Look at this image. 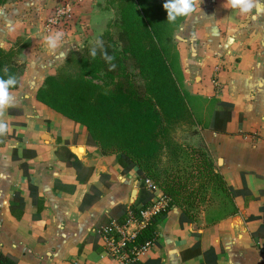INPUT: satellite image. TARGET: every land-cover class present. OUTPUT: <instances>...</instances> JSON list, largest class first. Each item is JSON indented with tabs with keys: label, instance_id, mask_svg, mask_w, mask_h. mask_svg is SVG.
I'll use <instances>...</instances> for the list:
<instances>
[{
	"label": "crops",
	"instance_id": "1",
	"mask_svg": "<svg viewBox=\"0 0 264 264\" xmlns=\"http://www.w3.org/2000/svg\"><path fill=\"white\" fill-rule=\"evenodd\" d=\"M224 2L200 0V10L184 19L173 41L189 98L193 102L215 98L232 105L234 118L226 133L199 127V142L226 186L240 191L245 185L249 195L233 198L236 214L213 227L202 212L179 228L180 209L173 206L141 263L156 258L161 264L200 262L201 254L182 258V252L198 241L201 253L215 250L218 264H264V231L258 234L264 228V11L240 15L224 8ZM53 3L14 0L0 7V48L8 50L23 37L30 41L29 50L39 53L26 63L18 88L11 91L15 103L0 117L9 124L7 133L0 135V253L18 264H117L100 253L96 231L116 216L117 207L130 206L137 180L132 173H123L117 155H102L98 147L87 146L83 127L35 100L53 61H62L58 52L48 54L43 44L48 34L41 22ZM81 14L76 20L86 23V30L99 28L91 13L88 22ZM65 25L59 30L65 34L68 54L78 48L80 39L73 37V25ZM42 55L52 63L44 62ZM10 110L20 114L9 115ZM190 143L198 145L195 137ZM67 153L81 169L66 165ZM20 164L26 165L29 181L45 203L40 214L27 198V178ZM16 192L25 197L20 220L9 213ZM84 200H92L90 206L82 208Z\"/></svg>",
	"mask_w": 264,
	"mask_h": 264
},
{
	"label": "trees",
	"instance_id": "2",
	"mask_svg": "<svg viewBox=\"0 0 264 264\" xmlns=\"http://www.w3.org/2000/svg\"><path fill=\"white\" fill-rule=\"evenodd\" d=\"M9 1L0 0V7ZM108 1L118 12L117 27L115 33H106L100 39L104 49L114 56L112 63L116 65L115 69L109 70L110 66L102 59L99 50L95 58L89 55V51L72 54L59 73L45 77L36 91L35 100L83 127L87 146L98 147L102 155H117L123 173H132L137 182H141L136 202L117 207L116 216L102 226L112 221L122 225L127 212L137 216L139 210L149 205L152 196L143 188L145 179L153 181L170 198L167 209L153 218L129 246H139L151 240L173 206L180 209L177 218L179 228L192 223L196 219L194 199L185 190L189 184L192 185L193 179L199 177L215 182L216 206L210 210L212 214L208 210L202 211L206 224L213 227L236 214L233 198L248 196L249 192L245 185L240 191L226 186L206 151L183 146L175 142L171 134L177 126L191 125L195 102L205 103V109L210 113L206 125L199 121L198 125L202 129L225 134L226 125L234 118L232 105L215 98L193 102L184 91L173 33L185 18L175 23L167 22L166 11L162 7L164 0ZM10 49L0 48V77L15 76L17 84L11 89L14 91L19 86L24 65L13 61L14 54ZM134 71L144 77V84L135 82ZM92 80H100L103 86ZM8 114L20 113L10 110ZM164 152L166 162L161 164ZM12 158L16 160L15 153ZM65 162L75 170L81 169L80 163L70 153H67ZM19 169L27 178V198L36 214H40L45 203L40 200L36 186L30 183L26 165L20 164ZM89 175L90 171L85 181ZM92 200H84L82 208L90 206ZM24 204L25 197L16 192L13 204L9 206L14 219L20 220ZM263 231L264 228H260L258 234ZM94 248L97 249L96 242ZM200 254L202 261L194 264H218L215 250L201 253L198 241L182 252V258H195ZM0 264L18 263L0 253ZM133 264H161V261L156 258Z\"/></svg>",
	"mask_w": 264,
	"mask_h": 264
},
{
	"label": "rangeland",
	"instance_id": "3",
	"mask_svg": "<svg viewBox=\"0 0 264 264\" xmlns=\"http://www.w3.org/2000/svg\"><path fill=\"white\" fill-rule=\"evenodd\" d=\"M11 1H14V0H10L9 2ZM64 2L66 1L65 0H54V3L51 6V9L49 11V14L41 22L42 29L44 30V32H46V29H45L46 19L50 17L55 11V9L60 7ZM75 6H79L78 9L75 10ZM80 13H82L81 15H83V19L85 22L86 21L88 22V18L90 16L89 13H91L90 17H92L93 19L95 18L94 21L99 25V28L96 31H89V28H87L86 30L85 29L86 27L84 26L86 23L82 22V20H76V15L77 17H79L78 15ZM117 20H118V12L116 8H114L109 3L108 0H86L82 4H78V1L75 0V2L73 3V7H72V18L70 20L71 24H68V25L63 24V25L69 26V27L73 25L75 27L74 28L75 35L73 37L79 36L80 44L76 50L70 51L65 57V59H62V61L59 63L58 61H56L57 63L54 62L51 58L46 56L47 54L42 55V57H44V62H47L50 64L53 61V63L51 64L52 69H51L50 75L59 73V71L65 66L66 61L70 58L72 54H81L84 51H89L94 41L97 38L100 39L101 36H103L106 33H110V34L115 33L116 27H117ZM60 27L56 28L51 33L55 31H60L59 30ZM47 34H50V33H47ZM24 44L26 45L25 49L19 53L20 48L23 47ZM10 48H11L10 49L11 52L14 54L13 61L18 63L19 65H24V69L26 67V63H28L29 60H33L39 54L37 51L31 52L29 50L30 41L23 37L17 38ZM133 75H134L133 78L137 84H144L145 79L140 73H138L137 71H134ZM85 80H88V78L85 77ZM92 82L100 86H103L100 80H92ZM194 105H195L194 111H193L194 116L191 117V120H192L191 125L177 126L173 130L171 135L173 137L172 139L175 142L183 146L194 147V148L200 149L201 151H205L204 146L202 145L201 142H199L200 136H199V131L197 127L198 125L197 122L199 121L203 125L204 124L206 125L210 113L205 109L206 107L205 103L195 102ZM194 137L196 138L198 145L190 143L192 141V138ZM165 162H166V153L164 152L161 156V164H164ZM140 183L141 182H137L135 186V190L138 192V194H139V189L141 188ZM215 187L216 186H215L214 181L204 180V179H201V177H199L198 179H193L192 185L189 184L188 188L185 190L187 194H191V198L194 199L193 208H194V215L196 216V218L202 214V211H206V210L210 211L216 206L215 202L218 200V198L216 196L217 194L215 193ZM179 202H181L180 199H179Z\"/></svg>",
	"mask_w": 264,
	"mask_h": 264
},
{
	"label": "built area",
	"instance_id": "4",
	"mask_svg": "<svg viewBox=\"0 0 264 264\" xmlns=\"http://www.w3.org/2000/svg\"><path fill=\"white\" fill-rule=\"evenodd\" d=\"M65 1L46 19L45 29L47 33H51L71 20L72 7L75 0ZM142 185L144 190L152 196L149 205L139 210L137 216L127 212L122 225L112 221L107 225L101 226L96 231L100 253L117 264H133L140 261L153 249L158 238V233L156 232L151 240L139 246H129V244L151 223L153 218L167 209L170 202V198L164 195L153 181L145 179Z\"/></svg>",
	"mask_w": 264,
	"mask_h": 264
},
{
	"label": "clouds",
	"instance_id": "5",
	"mask_svg": "<svg viewBox=\"0 0 264 264\" xmlns=\"http://www.w3.org/2000/svg\"><path fill=\"white\" fill-rule=\"evenodd\" d=\"M200 0H164L162 7L166 11V21L175 23L181 18L189 17L200 10ZM223 7L230 9L240 15L256 14L264 11V0H225ZM255 18V15H253ZM44 47L48 54L59 53L60 58L65 59L68 51V44L65 39V34L62 31H55L44 37ZM83 47V45H82ZM100 51L102 59L110 66L109 70L115 69L116 65L112 63L115 59L105 49L103 41L97 38L89 50V55L95 58ZM17 84V79L13 75H8L7 78L0 77V117L5 114V111L13 106L15 97L11 95V89ZM9 124L3 119H0V135L7 133Z\"/></svg>",
	"mask_w": 264,
	"mask_h": 264
},
{
	"label": "water",
	"instance_id": "6",
	"mask_svg": "<svg viewBox=\"0 0 264 264\" xmlns=\"http://www.w3.org/2000/svg\"><path fill=\"white\" fill-rule=\"evenodd\" d=\"M137 194H138V192L135 189L132 190L131 199H130V204L129 205H133L136 202Z\"/></svg>",
	"mask_w": 264,
	"mask_h": 264
}]
</instances>
